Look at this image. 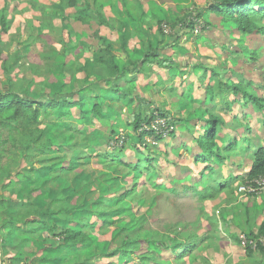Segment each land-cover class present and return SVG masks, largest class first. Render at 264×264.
I'll list each match as a JSON object with an SVG mask.
<instances>
[{
    "label": "rangeland",
    "instance_id": "1",
    "mask_svg": "<svg viewBox=\"0 0 264 264\" xmlns=\"http://www.w3.org/2000/svg\"><path fill=\"white\" fill-rule=\"evenodd\" d=\"M212 1L0 0V95L58 100L38 125L50 150L0 161L6 167L0 198L11 202L0 206V264H142L141 257L148 264H264L258 247L264 246L258 233L264 179L235 176L246 173L264 147V110L227 85L242 82L264 98V32H245L218 12L203 15L193 29L169 24ZM99 9L114 19L112 26L100 24ZM149 43L161 48L165 65L126 73L120 86L128 88L127 97L119 99L105 82L95 87L94 99L82 89L106 74L99 58L107 44L123 65L142 58ZM81 95L88 96L83 104ZM156 107L174 119L168 128L160 116L143 122ZM211 115L221 119L215 138L222 148L197 160L203 152L196 139ZM142 129L162 137L140 138ZM139 156L146 160L134 169ZM10 179L18 183L4 187ZM205 187L215 191L194 192ZM24 199L33 203L22 214L30 220L48 207L67 213L41 217L35 232L36 224L1 228ZM65 217L72 220L64 223ZM55 220L56 233L64 226L81 230L77 241L65 245L51 237ZM191 238L198 244L186 254ZM137 239L142 242L132 255L113 254ZM176 243L182 247L175 252Z\"/></svg>",
    "mask_w": 264,
    "mask_h": 264
},
{
    "label": "trees",
    "instance_id": "2",
    "mask_svg": "<svg viewBox=\"0 0 264 264\" xmlns=\"http://www.w3.org/2000/svg\"><path fill=\"white\" fill-rule=\"evenodd\" d=\"M62 1V0H61ZM72 5L77 4V0H68ZM89 9V8H88ZM210 12H218L222 17L227 19H233L238 23L239 28L245 32H264V0H213L209 3V5L202 10H194L189 13L183 14L178 18L176 22H170V26L174 28L175 26H179L180 29L190 27L194 28L203 15H208ZM97 16L99 17V21L101 25L112 26L114 19L105 16L101 10L97 11ZM168 26L164 23V26ZM175 36H178L176 33ZM171 44H175V41L171 42ZM159 46H153L152 43L148 44V49L142 58L128 61L126 64L119 65L115 60L113 55V48L111 44H107L105 49V55H101L99 58V63L105 69V75L98 82L86 83L82 86V89L91 91L94 95L92 99L97 98L99 96L98 92H95V87L100 89L101 84L105 82L110 85H114V92L118 94L119 99L127 97L128 88L125 84L120 86V82H123L126 77V73L128 75H133L137 72H141L145 68V64L147 63H158L160 65H165L166 58H162V52L160 51ZM127 78V77H126ZM126 80V79H125ZM128 80V79H127ZM228 87H230V91L234 93L242 92L243 95L248 98V100L256 105L258 109L264 110V98L258 97L255 94H252L246 90L243 86L242 82L237 83H227ZM211 91V89H210ZM95 92V93H94ZM212 92V91H211ZM223 92V91H222ZM88 98V96L81 95L79 97L78 102L83 104L84 101ZM138 98V97H137ZM139 99V98H138ZM58 100L55 98H49L48 101L36 100L32 97L21 96L17 93H9L0 95V161L3 159H13L16 155H23L25 152H37V154L47 153L52 147L51 141L46 137L44 130L38 126L40 122L41 115L43 113H47L50 110H55L57 106ZM62 104H67V100L63 99ZM228 103V102H227ZM95 108H99V105L96 103ZM157 111V114L154 113ZM45 113V114H46ZM150 117H145L143 122L150 124V121L156 116H160L165 118L164 126L168 128L171 122L174 119H169L168 115L164 114L158 107L151 109ZM140 114H137L135 119V128L141 129V118ZM172 120V121H171ZM220 118L211 115L207 120L204 126V134L200 135L196 140L197 144L202 150V155H196L197 160L207 161L210 157L217 155L215 149L222 148L217 140H216V130L217 124L220 123ZM152 135L156 140H160L162 135L155 134V130H146L142 129L139 132L140 138H142L143 134ZM10 144V145H9ZM147 146V145H145ZM207 152L204 155V152ZM140 153V151H138ZM36 154V153H35ZM218 156V155H217ZM146 159H143L142 156H139L136 165H134V169H139L141 163H144ZM17 161V160H16ZM126 164V163H124ZM150 163L148 162V166ZM129 166V164H128ZM132 165H130L131 167ZM5 165L0 162V176L2 173H5ZM9 175L6 172V176ZM20 175V173H18ZM264 178V147L259 148L254 152L253 164L248 172L246 178L254 179V178ZM34 178V177H33ZM16 183L15 180L10 179L7 183H5L4 187H13ZM253 185H257L253 182ZM207 187L194 191L196 195L205 196L209 191H215L214 187ZM63 198H55L53 203L62 201ZM11 202L4 198H0V206H8ZM33 203L29 199H24L20 202V209L18 213H8V216L2 218V227L12 226L13 229L19 228V223H23L24 226L28 224H36L37 222L43 224V220L41 217H50L54 214H66L67 208L60 207L59 209H52L48 207L45 211H41L38 217H34L33 219H29L27 217H22L25 209L32 207ZM36 211V210H35ZM37 213V212H36ZM104 212L99 211L98 216L101 220H104ZM58 220V219H57ZM71 217H65L64 223L71 221ZM94 223H92L93 225ZM23 228V227H22ZM58 228V223L55 222L48 226V232L51 237L59 238L60 243L65 245H69L77 241L78 237L81 235V230H77L74 227L70 229H66L65 226L61 227V231L56 233V229ZM38 229V224L36 227L30 229L31 232H35ZM27 231V230H25ZM258 233L260 236H264V223H262L259 227ZM256 238L258 235L255 236ZM196 238V236H195ZM195 238H191L188 240L185 245L184 253H188L194 248H196L198 241ZM128 240V239H126ZM142 239L137 240H129L124 243V246L116 249L113 254L118 253L122 250V254L124 256H130L134 253L135 249L139 248L138 243H141ZM163 244V243H162ZM262 241L258 242L259 249H263ZM182 247V243H176L174 246L170 247L172 251H178ZM2 251L6 252V245L2 243L1 245ZM142 264H148L145 257H141Z\"/></svg>",
    "mask_w": 264,
    "mask_h": 264
},
{
    "label": "crops",
    "instance_id": "3",
    "mask_svg": "<svg viewBox=\"0 0 264 264\" xmlns=\"http://www.w3.org/2000/svg\"><path fill=\"white\" fill-rule=\"evenodd\" d=\"M37 1H39V0H37ZM88 8H90V7H87V9H88ZM105 16H107V15H105ZM107 17H110V16H107ZM229 140H230V136H228V138H226V140H225L226 144L229 143ZM196 155H197V154H196ZM196 155H195V157H196ZM195 157H194V158H195ZM196 158H197V157H196ZM252 164H253V163H252ZM251 167H252V165L248 168V170L246 171V173L244 172V173H240L239 175H235V176H239V177H236V178L246 177L247 174H248V172L250 171ZM233 179H235V178H233Z\"/></svg>",
    "mask_w": 264,
    "mask_h": 264
},
{
    "label": "water",
    "instance_id": "4",
    "mask_svg": "<svg viewBox=\"0 0 264 264\" xmlns=\"http://www.w3.org/2000/svg\"><path fill=\"white\" fill-rule=\"evenodd\" d=\"M0 261H1V252H0ZM1 263V262H0Z\"/></svg>",
    "mask_w": 264,
    "mask_h": 264
},
{
    "label": "built area",
    "instance_id": "5",
    "mask_svg": "<svg viewBox=\"0 0 264 264\" xmlns=\"http://www.w3.org/2000/svg\"><path fill=\"white\" fill-rule=\"evenodd\" d=\"M263 178V177H262ZM264 179V178H263Z\"/></svg>",
    "mask_w": 264,
    "mask_h": 264
}]
</instances>
